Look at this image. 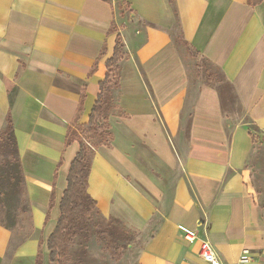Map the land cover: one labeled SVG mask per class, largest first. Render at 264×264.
Returning <instances> with one entry per match:
<instances>
[{
    "label": "crops",
    "instance_id": "crops-1",
    "mask_svg": "<svg viewBox=\"0 0 264 264\" xmlns=\"http://www.w3.org/2000/svg\"><path fill=\"white\" fill-rule=\"evenodd\" d=\"M174 24L222 74L233 106L192 79ZM118 34L121 113L102 116L107 141H86L98 211L144 234L137 264H210L200 240L222 264L244 249L264 264V0H0V130L9 114L31 225L11 246L0 224V264H36L38 251L49 264L79 149L72 128L88 121Z\"/></svg>",
    "mask_w": 264,
    "mask_h": 264
},
{
    "label": "trees",
    "instance_id": "trees-1",
    "mask_svg": "<svg viewBox=\"0 0 264 264\" xmlns=\"http://www.w3.org/2000/svg\"><path fill=\"white\" fill-rule=\"evenodd\" d=\"M122 59L123 43L118 34L112 55L105 61L106 72L104 78L98 82L99 91L88 114V121L78 125L80 135H75V138L79 142V149L70 162L65 177L66 185L58 203L59 215L56 225L47 238L49 262L64 264L67 244L88 228L93 212L98 211L95 200L87 192V175L93 151L86 141L91 135H99L103 132L105 87L115 80ZM80 109L81 105H79ZM53 200L52 190L49 208L53 206ZM12 203L20 205L21 211H30L12 120L7 114L5 124L0 130V224L7 229L13 227L8 210V205ZM109 248L112 249L111 246ZM41 261L42 256L38 251L36 264H41Z\"/></svg>",
    "mask_w": 264,
    "mask_h": 264
},
{
    "label": "rangeland",
    "instance_id": "rangeland-1",
    "mask_svg": "<svg viewBox=\"0 0 264 264\" xmlns=\"http://www.w3.org/2000/svg\"><path fill=\"white\" fill-rule=\"evenodd\" d=\"M170 34L178 46L184 61L189 65L192 79L212 83L219 89L224 102L228 103L227 105H232L235 102V96L231 88L225 85L222 74L213 65L199 57L195 52L190 51L182 43L177 24L172 26ZM125 36L128 38L127 31L125 32ZM118 81L119 72L115 80L111 81L105 87L103 115L121 113L120 109L116 110L117 106L115 104V100L118 99L119 95ZM78 125L74 129L72 128V132L76 136L80 135ZM107 140L108 135L104 132L92 139L90 137L88 144ZM88 147L90 148L89 145ZM62 174L61 171L60 183H62ZM261 205L264 209L263 202H261ZM8 210L11 217L9 220L13 222L12 229H9L12 238L11 246H13L17 241L23 240L30 235V214L28 210L21 211L20 205L16 203L9 204ZM143 238L144 234L127 228L121 220L114 217H106L100 214L99 211H94L90 218L88 228L83 233L73 237L67 244L63 262L64 264H137L136 255ZM55 263L56 261L49 262V264Z\"/></svg>",
    "mask_w": 264,
    "mask_h": 264
},
{
    "label": "built area",
    "instance_id": "built-area-1",
    "mask_svg": "<svg viewBox=\"0 0 264 264\" xmlns=\"http://www.w3.org/2000/svg\"><path fill=\"white\" fill-rule=\"evenodd\" d=\"M186 239L189 242H193L197 238L196 232H189L186 234ZM199 254L201 259L210 264H222L218 257L215 254V251L211 244L207 240H200L199 245ZM251 260L250 252L247 249H244L241 254L238 256V259L235 263L232 264H248Z\"/></svg>",
    "mask_w": 264,
    "mask_h": 264
}]
</instances>
